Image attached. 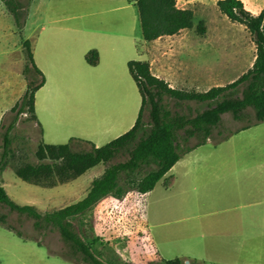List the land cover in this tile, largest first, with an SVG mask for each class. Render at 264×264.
Segmentation results:
<instances>
[{"label":"rangeland","instance_id":"rangeland-1","mask_svg":"<svg viewBox=\"0 0 264 264\" xmlns=\"http://www.w3.org/2000/svg\"><path fill=\"white\" fill-rule=\"evenodd\" d=\"M19 2L21 23L17 26L0 0V157L2 132L14 116V111L9 108L25 87L21 73L26 63L24 39L55 30L61 34L58 35L61 42L70 40L64 49L55 51L57 55H52L46 72L61 77L78 74L77 79L87 84L48 87L57 103L79 101L77 103L84 112L94 116L91 124H82L83 128H78L76 124H65L68 115L62 110L60 119L63 122L58 129L50 130L46 125L43 131L27 118L29 112L18 113L15 117L8 132V148L0 164V185L13 201L32 204L43 212L81 198L84 195L82 189L104 165L96 163L77 178L52 186L24 181L13 170L25 163L37 162L35 149L41 142L64 143L75 136L97 146L132 124L117 135L112 130H99L106 123L108 108H117L116 91L120 85L103 80L108 67V63L103 62L105 53L101 52L102 60L97 64L89 65L83 58L85 50L106 43L105 39L115 34H126L128 42L123 39L121 42L126 61L144 59L155 75L173 79L183 75L170 70L169 67L175 69L172 62L177 64L178 55L164 54V42L159 45L143 42L136 7L131 0ZM178 3L193 11L192 26L181 29L179 34L198 35L194 25L201 19L203 33L212 40L209 42L211 48L197 58L203 61L207 72L194 74L193 85L186 88L204 90L211 85L224 84L250 66L254 45L243 26L228 20L210 0L202 4L181 0ZM86 44L87 48L82 52ZM118 45L115 41L114 46ZM233 55L238 56L234 66L225 70L212 67L217 61L224 57L231 59ZM179 56L183 58V55ZM126 61L124 80L119 83L123 84L122 125L133 122L140 103ZM65 71L72 73L64 74ZM110 85H114L112 90ZM189 106L192 110L193 107L201 108L202 104L191 101ZM168 107L174 109L171 103ZM142 118L146 119L145 109ZM246 119H249L248 126L238 129ZM251 119L250 107L245 109L241 120L233 119L229 112L222 113L206 140L181 154L150 190L140 193L129 189L119 198L105 195L67 218L80 237L89 243L92 252L105 263L130 259L143 264L149 261L163 263V259L179 258L185 263L197 264H264V119L257 122ZM75 121L79 123V119ZM192 141L194 137H189L186 142ZM122 158V155L116 156L111 161ZM54 176L52 171L42 175V179L49 180ZM255 199L258 203H254ZM252 210L258 211L259 217L251 219L249 212ZM1 214L6 222L22 231L25 239L0 224V264H85L66 258L69 249L50 224L34 229L31 218L2 204Z\"/></svg>","mask_w":264,"mask_h":264},{"label":"trees","instance_id":"trees-1","mask_svg":"<svg viewBox=\"0 0 264 264\" xmlns=\"http://www.w3.org/2000/svg\"><path fill=\"white\" fill-rule=\"evenodd\" d=\"M1 1L13 16L15 25L19 26V0ZM134 5L143 39L176 33L192 26V9L176 6L175 0H134ZM215 6L228 20L243 24L249 32L254 45V57L248 68L224 84L194 90L170 86L166 80L150 72L148 62L144 59H128L127 70L140 96L136 116L128 129L97 146L75 136L69 137L64 143L41 142L35 149L38 161L25 163L14 169L15 175L24 181L52 186L68 181L101 162L104 165L102 171L91 179L81 198L40 212L32 204L13 201L0 185V204L31 218L34 229L50 224L69 249V256L66 258L78 263L107 264L92 252L89 243L76 232L68 216L82 212L105 195L119 198L129 189L140 193L150 190L181 154L206 140L224 112H229L233 119L241 120L245 109L250 107L253 112L252 122L264 119V34L260 27L264 7L252 13L243 7L241 0H215ZM194 29L198 34L203 33L201 19L196 22ZM23 47L27 64L24 63L21 73L25 87L9 108L14 111V116L2 132L0 164L8 148V132L13 127L17 114L27 111V118L35 121L33 92L44 80L42 72L32 60L28 39L23 40ZM84 60L88 64H95L96 49H87ZM191 101L202 104L201 108L193 107L190 110ZM169 103L173 110L168 107ZM144 109L146 119L142 118ZM248 120L238 129L247 127ZM189 137H194V141L187 143ZM120 155L122 159L111 161ZM52 171L55 174L53 179H42V175ZM0 224L22 237V231L6 222L4 214L0 215ZM121 264L140 263L124 260ZM148 264L197 263H185L179 258H171L163 259V263L149 261Z\"/></svg>","mask_w":264,"mask_h":264},{"label":"crops","instance_id":"crops-1","mask_svg":"<svg viewBox=\"0 0 264 264\" xmlns=\"http://www.w3.org/2000/svg\"><path fill=\"white\" fill-rule=\"evenodd\" d=\"M131 1L134 4V0H131ZM178 1L179 0H175L176 6L186 7L182 5L183 3L179 4ZM181 1L193 2V3L195 2L196 4H202L206 0H181ZM210 1L212 2L211 3L212 6L216 8L215 0H210ZM241 1L243 4V7L252 13H256L262 7H264V0H241ZM239 24H240L239 26H243V24L241 23ZM263 25H264V15H263V18L260 24L261 30L264 34ZM243 30H246L244 26H243ZM179 31L176 33H172V34H163L153 39H143V38L142 39L144 40L143 42H149V44H152V45H156V44L159 45L160 42H164V46H166L164 47L165 49L163 50L164 54L173 53V54L178 55L179 57V58L176 57L175 59L177 62L176 65L172 62V65L174 66L175 69L171 67L169 68L172 71L175 70L174 73H179L183 75L181 76V78L173 79L165 75H157V74L156 75L166 80L170 86L183 88V89H192V88H186V86L193 85L192 82H193L194 74L196 73L204 74L207 72V67L205 66L203 61L197 58L200 57L207 50V48L209 47L211 48V46H209V42H211L212 40L210 39L211 37H209L205 33H201L198 35H180ZM246 32L249 34L247 30ZM38 34H36L35 36H31V38L28 39L32 60L34 64L40 69L44 77L43 83L38 88H36L33 92V112L35 116L34 123L39 126L41 131H43V127L46 125L50 127L49 128L50 130L51 128L58 129V126L63 122V120L60 119V114L63 110L67 113L66 115H68V117L65 120V124H69V125L76 124L78 128H83L82 124H88V123L91 124L92 118H94V116L86 114L84 110L81 108V104L77 103L79 101L71 102L70 100H65L63 103L62 102L57 103L56 100L54 99V94L52 93L51 88L48 87V85H86L87 84L86 82H81V80L77 79L79 77L78 74L72 75V76L64 75V77H61L58 75H53L49 71L46 72L47 71L46 67H49L48 65L50 63V59L52 58V55L54 54V56H56L57 53L55 51L57 49H64L65 46L67 45V42L70 40L65 38L66 40L61 42V37L58 36L61 34L56 33L55 30H52L49 33L44 34L42 36H39ZM110 37L111 38L105 39L106 43L102 42L100 43L101 45L95 44L94 46L96 48L94 47H91V48H94L97 51V61L95 64H97L99 60H102L101 59L102 51L106 55V59H104L103 62L108 63L107 64L108 67H106V72L104 73V77H103L104 82L110 83V84L115 83V85H120L119 89L116 91L117 92L116 98L118 97V102H117L116 107L119 109L117 108L111 109V107L109 109L107 107L109 111L107 112L108 115L105 116V118H107L106 123L102 126L101 129H99L101 131L112 130L115 132L114 135H117L118 133L124 131L131 123H133L132 121H130L127 125H122L121 122H122L123 116L120 110L121 109L120 105L123 103V88L121 87V85L123 84H119V83H121L124 80L123 68H124V61H126V57L122 55L123 45L121 44V42L123 39L124 42L127 43L128 37L126 34L124 35L115 34L114 36H110ZM113 37H114V40H113ZM115 41L118 42L119 44L118 46H114ZM83 48L84 49L81 50L82 52L87 48V44ZM179 55H183V58H180ZM230 57L231 59L229 58L225 59L224 57L222 61H217L212 67L217 68L219 70H225L228 67L234 66L238 61V56L233 55ZM112 63L116 65L114 66L115 68L113 67ZM95 64H89V65H95ZM67 73L71 74L72 72H69V71L64 72V74H67ZM113 87L114 85H110V90H112ZM76 119H79V123L75 121ZM77 177L78 175L71 178L70 180H73ZM91 179L89 180V183L86 184V187L82 189V192L84 194L90 184ZM0 180L2 179L0 178ZM254 203H258V200L255 199ZM259 215L260 213L256 210H252L249 212V217L251 219L257 218L259 217ZM21 239L24 240L25 238L21 237ZM125 253L127 254L128 252H125ZM130 260H134V259H130ZM123 261H121L120 263H115V264H121ZM107 264H112V263H107ZM140 264H143V263H140Z\"/></svg>","mask_w":264,"mask_h":264}]
</instances>
